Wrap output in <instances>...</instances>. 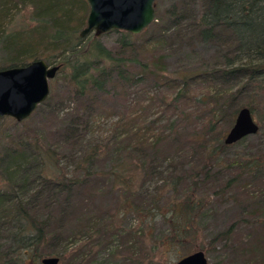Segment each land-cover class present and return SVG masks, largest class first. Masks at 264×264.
Listing matches in <instances>:
<instances>
[{"label":"trees","instance_id":"trees-1","mask_svg":"<svg viewBox=\"0 0 264 264\" xmlns=\"http://www.w3.org/2000/svg\"><path fill=\"white\" fill-rule=\"evenodd\" d=\"M195 1L199 4L198 11L193 10ZM17 6L32 8V25L11 30L8 23L11 11ZM87 13L85 0H0V70L22 67L37 60L49 62L50 66L58 65L57 73L66 71L68 101L84 104L83 109L89 108L98 96L117 87L124 90L147 82L154 87L165 86L174 91L170 105L179 100L188 101L191 88L202 85L206 87V94L198 101L208 116L207 134L216 140L212 145L202 146L208 162L227 147L217 139L215 128L224 121L230 123L239 107L247 108L253 120L258 121V131L264 129V0H186L179 7L167 9L165 21L154 18L138 35L116 31L119 37L111 50L91 34L79 37ZM183 23L189 24L186 28L191 29L198 40L217 47L218 53L198 71L168 77L162 66L163 56L142 57L166 40L172 30L181 29ZM140 36H145L142 42L137 41ZM6 120L12 119L0 118V122ZM81 121L77 113L68 117L63 124L66 139L76 138L78 129L83 128ZM14 124L22 126L24 121ZM37 137L35 131L25 129L16 135L0 137V264H24L26 260L30 264H40L43 257L64 260L68 253L62 246L59 230L62 229L61 220L68 213V199L89 179L90 165L103 152L93 146L79 155L75 168L82 172L81 175H50L47 166L52 161L55 164V153L43 149ZM127 139L131 140L130 148L127 147L131 153H142L147 158L143 163L144 177L156 172L155 159L151 155L155 154L159 139H144L137 132ZM228 166L239 174L225 181L221 191L235 186L242 175L259 180L263 186V191L250 197V213H255L250 224L264 232V155L235 160ZM128 167V163L122 161L108 170L113 180L118 178L117 183L125 192L130 190L132 179L125 171ZM208 169L209 166H205L200 173L206 177ZM174 180L178 183L179 177ZM62 195L66 199L62 206L45 217L38 216L40 208L52 204L47 201L42 205L43 199L55 202V198ZM194 196L191 191L180 199L168 198L159 204L161 196L157 193L153 194L149 208L133 210L144 218L166 216L169 234L165 241L182 247L193 241L197 233L202 202ZM231 233L232 228H229L215 235L210 243L221 241L226 245ZM263 243L262 238L257 237L248 249L235 251V257L245 259L234 261V264H263L264 246L258 245ZM202 249L198 247L196 251ZM80 254L82 251L77 249L72 255L78 257Z\"/></svg>","mask_w":264,"mask_h":264},{"label":"rangeland","instance_id":"rangeland-1","mask_svg":"<svg viewBox=\"0 0 264 264\" xmlns=\"http://www.w3.org/2000/svg\"><path fill=\"white\" fill-rule=\"evenodd\" d=\"M184 1L154 0V18L165 21L166 10L171 6L179 7ZM196 3L193 10L198 11L199 4ZM11 12L8 23L11 30L32 25L31 7L17 6ZM187 25L183 23L181 29L172 30V35L168 33L166 40L152 50L149 47L151 52L142 58L163 56L162 66L168 77L205 67L218 53V48L198 40ZM118 37L116 31H108L98 39L103 47L111 50ZM144 38L140 36L137 41L142 42ZM65 78L66 71H63L48 82L46 102L40 104L22 126H16L13 120L0 122V137L3 138L24 129L35 131L43 149L55 153V164L52 161L47 166L50 175H81L82 172L75 168L79 155L93 146L103 151L90 165L89 179L68 199V213L61 220L62 229L59 230L68 255L57 264H175L196 252L198 247L203 248L201 252L207 264H234V261L245 259L235 257V251L248 249L257 237L264 241L261 228L250 224L255 215L250 213V197L263 191L260 181L242 175L235 186L226 191L220 189L225 181L239 174L228 166L229 163L264 155V129L259 128L255 135L227 145L212 162H208L202 146L212 145L216 140L207 134L208 116L198 101L206 94V87L194 85L188 101L179 100L170 105L174 91L165 86L154 87L153 83L147 82L124 90L117 87L98 96L89 108L83 109L84 104L68 101ZM74 113L81 116L83 128L78 129L75 139H66L63 124ZM234 118L230 123L227 120L217 125L214 131L218 133V140H223ZM254 121L260 127L258 121ZM116 123L119 124L117 128ZM135 132L144 139H159L155 154L151 155L155 159L156 172L146 177L143 163L147 158L142 153L129 151L131 140L127 138ZM122 161L128 163L125 171L132 177L128 192L118 185V178L113 180L108 174L111 165ZM203 165L209 166L206 177L200 173L205 168ZM176 177L179 180L175 184ZM193 183L196 186H192ZM191 191L202 202V207L194 240L182 247L165 241L169 234L166 216L144 218L133 210L149 208L153 194L159 193L160 204L168 198L180 199ZM47 201L52 204L41 206L37 213L41 218L48 212L53 213L66 199L64 195L56 197L55 202L47 198L42 200V205ZM229 228L232 233L228 244L210 243L215 235ZM258 245L264 246V243ZM77 249L82 254L75 257L72 254ZM24 264H30V261L26 260Z\"/></svg>","mask_w":264,"mask_h":264},{"label":"water","instance_id":"water-1","mask_svg":"<svg viewBox=\"0 0 264 264\" xmlns=\"http://www.w3.org/2000/svg\"><path fill=\"white\" fill-rule=\"evenodd\" d=\"M88 13L79 37L91 34L99 38L108 31L138 35L154 20V0H85ZM58 65H48L42 60L22 67L0 70V118L7 117L16 123L25 121L42 104L49 93ZM258 126L247 108L237 110L233 123L222 142L232 145L241 139L255 135ZM40 264H57L56 257H43ZM175 264H207L201 251L193 252L177 260Z\"/></svg>","mask_w":264,"mask_h":264}]
</instances>
